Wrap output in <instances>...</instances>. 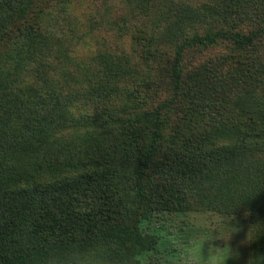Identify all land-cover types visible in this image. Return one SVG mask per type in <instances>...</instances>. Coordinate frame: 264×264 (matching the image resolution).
Instances as JSON below:
<instances>
[{
	"label": "trees",
	"instance_id": "1",
	"mask_svg": "<svg viewBox=\"0 0 264 264\" xmlns=\"http://www.w3.org/2000/svg\"><path fill=\"white\" fill-rule=\"evenodd\" d=\"M35 2L0 0V264H160L154 220L197 209L264 264V0H124L134 48L83 70ZM79 96L134 117L68 139Z\"/></svg>",
	"mask_w": 264,
	"mask_h": 264
},
{
	"label": "rangeland",
	"instance_id": "2",
	"mask_svg": "<svg viewBox=\"0 0 264 264\" xmlns=\"http://www.w3.org/2000/svg\"><path fill=\"white\" fill-rule=\"evenodd\" d=\"M35 1V8L42 10L46 20L49 16L56 26L64 29L63 34L57 33L58 36L64 38L63 36L67 35L68 40L73 42L77 54L75 58L82 64V70L85 69L83 65L85 61L94 65L95 57L99 53L111 50L121 54L122 50L128 51L134 48L133 41L122 36L120 32L119 26H124V22L120 19L127 13L124 0ZM116 20L121 24L111 30V24L113 26ZM56 21L60 25H57ZM140 25V22L134 24V32H137ZM73 69L78 70L80 67L76 63ZM142 82L143 79L138 80V84ZM151 90L154 92V85ZM72 99L73 113L77 116L83 112L85 115L80 120H68L67 125L70 130L63 131L68 139L71 133H74L76 138V133L83 132L87 121L90 125L89 122L92 120L95 122L94 126L98 128L102 123L122 122L134 117L122 113V101L110 104L104 100H93L94 103L89 102V108L83 105L86 100L80 96ZM164 100L163 98L157 100L152 104V108L159 107L158 105ZM68 143L64 142V144ZM59 145L63 146L62 143ZM63 147L65 153L71 149L68 146ZM74 150L76 151L75 147ZM64 152L61 150L60 155ZM60 155L56 158H60ZM154 221L152 223L159 226L158 233L162 240L159 251L153 256L155 260L160 261V264H248L249 262L250 216L248 213L225 216L217 212L197 209L182 213H161ZM144 264H148V259L145 258Z\"/></svg>",
	"mask_w": 264,
	"mask_h": 264
}]
</instances>
